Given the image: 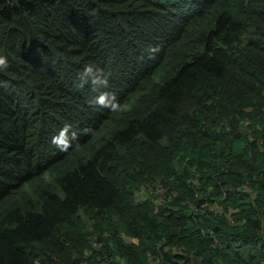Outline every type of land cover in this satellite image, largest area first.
<instances>
[{
    "label": "trees",
    "instance_id": "trees-1",
    "mask_svg": "<svg viewBox=\"0 0 264 264\" xmlns=\"http://www.w3.org/2000/svg\"><path fill=\"white\" fill-rule=\"evenodd\" d=\"M0 61V264H264V0H0Z\"/></svg>",
    "mask_w": 264,
    "mask_h": 264
},
{
    "label": "rangeland",
    "instance_id": "rangeland-1",
    "mask_svg": "<svg viewBox=\"0 0 264 264\" xmlns=\"http://www.w3.org/2000/svg\"><path fill=\"white\" fill-rule=\"evenodd\" d=\"M128 103L123 105V107L118 110L121 111L125 106H127ZM118 111H116L113 115V118L109 120V122L114 125L115 121L114 118L116 119V115L118 114ZM106 132V127H104L98 134V137H102L104 133ZM88 154V149H80L78 152L74 153L68 160L64 161L61 163L60 166H58L55 170H53L51 173H48L44 176L45 179L47 180H52L55 175H57L59 172L63 171V169H68L72 167V165L75 163L76 159H82L84 160L87 157ZM37 183V180H31L27 183H25L21 188H19L15 193H13L9 198L3 200L0 202V215L5 212L7 209L12 207L15 203H18L24 198H27L29 195H31L30 188L34 184Z\"/></svg>",
    "mask_w": 264,
    "mask_h": 264
},
{
    "label": "clouds",
    "instance_id": "clouds-1",
    "mask_svg": "<svg viewBox=\"0 0 264 264\" xmlns=\"http://www.w3.org/2000/svg\"><path fill=\"white\" fill-rule=\"evenodd\" d=\"M0 63H3V61H0ZM126 107V106H125Z\"/></svg>",
    "mask_w": 264,
    "mask_h": 264
}]
</instances>
